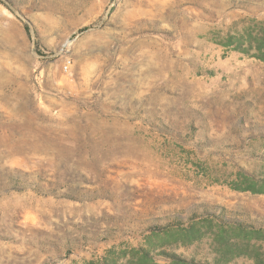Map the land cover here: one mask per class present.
Listing matches in <instances>:
<instances>
[{
    "label": "rangeland",
    "instance_id": "rangeland-1",
    "mask_svg": "<svg viewBox=\"0 0 264 264\" xmlns=\"http://www.w3.org/2000/svg\"><path fill=\"white\" fill-rule=\"evenodd\" d=\"M262 26L264 0H0V264L264 252L216 239L264 228L233 188L264 175Z\"/></svg>",
    "mask_w": 264,
    "mask_h": 264
},
{
    "label": "trees",
    "instance_id": "trees-1",
    "mask_svg": "<svg viewBox=\"0 0 264 264\" xmlns=\"http://www.w3.org/2000/svg\"><path fill=\"white\" fill-rule=\"evenodd\" d=\"M260 39H257L255 43L250 42V47L254 49L252 56L257 57L260 60H264V26L260 27L259 30ZM225 47L234 49L236 51H240L242 53H248V48L242 47V42L238 39H235L234 35H229L226 41L223 43ZM246 182V181H245ZM235 189L239 190H249L254 193H264V175L260 178V182L251 181L250 183H245L244 185H234ZM208 213V207L202 205L201 212ZM203 221L210 220L209 217H202ZM228 228L236 229L240 235V240H245L247 245L250 244L252 240L254 241H263L264 240V228L262 227H249L243 224L241 221L235 222H222L220 229L218 230L217 238L222 245H224L225 249H228L230 243ZM190 231H196L195 226L192 225L190 227ZM194 238H198L197 235L189 239H174L173 242H181L182 244L191 243ZM251 249H238L235 252L228 253L227 250L220 251L218 257H216L213 261H197L192 258H186L178 256L174 253H167L163 250L160 251L161 254H164L169 260L170 264H227L229 261L234 259L235 257L244 256L253 260V264H264V252L260 250V247L253 244ZM143 261H150L152 259L151 255L147 251L142 252L141 256ZM99 264H117L116 260L112 259H104Z\"/></svg>",
    "mask_w": 264,
    "mask_h": 264
}]
</instances>
